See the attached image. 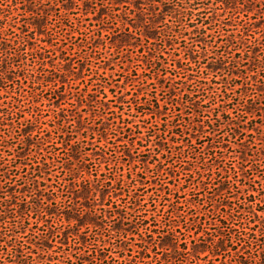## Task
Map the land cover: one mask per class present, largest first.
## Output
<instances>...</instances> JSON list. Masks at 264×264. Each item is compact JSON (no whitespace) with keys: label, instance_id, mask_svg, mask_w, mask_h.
Masks as SVG:
<instances>
[{"label":"rangeland","instance_id":"obj_1","mask_svg":"<svg viewBox=\"0 0 264 264\" xmlns=\"http://www.w3.org/2000/svg\"><path fill=\"white\" fill-rule=\"evenodd\" d=\"M227 2L191 0L178 15L175 0H0V40L16 50L0 80V264H236L252 254L234 234L214 252L227 209L243 210L247 194L253 236L264 227V0ZM219 56L226 69L208 71ZM198 80L219 87L201 119L225 103L237 135L185 129L175 95ZM243 142L260 149L251 178L242 198L218 201L226 170L241 177Z\"/></svg>","mask_w":264,"mask_h":264},{"label":"trees","instance_id":"obj_2","mask_svg":"<svg viewBox=\"0 0 264 264\" xmlns=\"http://www.w3.org/2000/svg\"><path fill=\"white\" fill-rule=\"evenodd\" d=\"M191 0H175V4L173 5L172 12H175L176 14L180 15L182 13H186L189 11V7L187 4H189ZM200 1V0H196ZM230 4L233 2L235 3V0H227ZM227 2V3H228ZM200 3V2H199ZM7 39H1L0 40V80L3 78L6 74L7 77V63L9 64L12 59L15 57V49L9 50V44H7ZM10 43V42H9ZM226 53H229V50H225ZM12 63V62H11ZM225 62L222 61V56H219L218 59H214L212 61H209L205 64V68L212 72L217 73L221 72L222 70H225L224 68ZM263 84V83H262ZM264 85V84H263ZM219 87L213 86L209 84L208 82L204 80H198L196 81L195 87L190 88L189 92L185 95L188 97V99L185 101V95H175V97H178V101L173 103V109H177L180 112L176 113V116L183 118V120L187 121V118H189V123L186 124L185 129L190 131V135L192 136H199L205 133H216L220 131V129H230L231 133L233 135H237L239 131L242 129L241 123L235 122L234 120H224L222 115L225 111V103H221L217 105V109L220 110L221 115L217 118H214L210 121H203L201 118L205 116L206 112L211 111V108H209L208 105L203 104L206 98L204 96L208 97L209 99H212L211 97H214V100L216 98V95L218 94ZM200 96V97H199ZM220 97V96H219ZM227 97H229L227 95ZM204 98V100H203ZM227 100V98H225ZM181 100V101H180ZM173 101H175V98H173ZM209 104V103H208ZM213 104H217V101H215ZM257 105V104H256ZM209 108V109H208ZM189 111L191 110V113H186L183 111ZM187 117V118H186ZM214 120V121H213ZM210 123L209 129H205L206 124ZM180 124H176L172 127H177ZM172 128L171 130L173 131ZM189 133V132H188ZM226 147V146H225ZM237 153V154H236ZM260 149L254 150L253 146L250 145V143L243 142L240 144V147L237 148L234 157H238L241 161L238 163L239 170L235 173H239L241 175L240 178L233 180L232 173L230 171L226 170V174L223 176V178L220 179V182L216 184V187L218 191H221V196L218 201H223L225 193L232 194L233 197L238 198V195H241V198L243 196V189L240 187L239 182L247 185V182H243L244 179L251 178V172L253 170V166H249L247 163L255 162L258 160L257 157H259ZM215 163L219 162L220 164L222 162H225V159H227V153L223 154L222 152L220 155H216L215 157ZM258 165V164H257ZM242 181V182H241ZM215 184V182H214ZM214 188V189H215ZM233 189H236V193L233 191ZM249 191V189H248ZM260 192V190H259ZM251 197V195H248L245 197V201L241 202V205L244 204L243 210L238 211L241 206L239 205L236 209L234 206V202L230 204L229 208L227 209V213L225 214L224 218L225 221H229L227 224L225 221H222V224L225 226L222 230L219 231L220 240L215 244L216 250L215 253H218V251H227L229 244L228 242L232 240L233 234L237 236L240 242H242L244 245H247L251 251L252 254L249 255V257H243L241 256V259H238L236 264H254L257 263V260L255 258L259 256L260 261H262V264H264V227L259 229L260 236L262 238H257L256 236H253V226H250L247 222V217L249 214L257 215L255 210L253 209V202H246L247 198ZM213 202V200L211 201ZM217 207V205H216ZM250 216V215H249ZM246 218V222H243V220ZM239 221L240 226L239 228H234V225L230 223V221ZM255 239V240H254ZM255 247L257 250H254ZM259 261V262H260Z\"/></svg>","mask_w":264,"mask_h":264},{"label":"snow or ice","instance_id":"obj_3","mask_svg":"<svg viewBox=\"0 0 264 264\" xmlns=\"http://www.w3.org/2000/svg\"><path fill=\"white\" fill-rule=\"evenodd\" d=\"M88 199H89V197L85 196V200H88ZM89 207H91V205H89ZM80 223H83V221H80Z\"/></svg>","mask_w":264,"mask_h":264}]
</instances>
